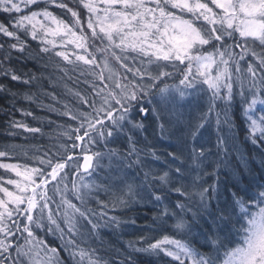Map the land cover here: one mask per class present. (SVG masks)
Segmentation results:
<instances>
[{
	"label": "trees",
	"instance_id": "16d2710c",
	"mask_svg": "<svg viewBox=\"0 0 264 264\" xmlns=\"http://www.w3.org/2000/svg\"><path fill=\"white\" fill-rule=\"evenodd\" d=\"M57 3H66L68 7L78 12L84 34L89 36L88 47L104 48L102 38L91 37V30L87 28L89 13L80 1L57 0ZM21 8L22 11L15 14L0 12V23L7 24L9 30H15L20 37L17 41L0 33V45H3L0 49V151L7 153V156L0 157V163L45 167L39 163L41 159L63 162L72 155L73 160L67 162L64 170V173H67L66 179L59 184L61 192H54L53 186L56 182L48 185V194L52 197L50 207L54 214L63 213L65 210L62 204L63 197L87 212L91 224L88 219L77 216L83 233L81 239L85 241L80 246L95 250V256L102 261V264H179L162 252L153 254L137 251V249H146L150 243L162 239L165 235L188 243L205 258L215 257L212 246L206 242L209 236H219L228 247L234 246L239 240V236L235 233L239 225L234 221V215L236 213L239 216V211L236 212L238 207L235 206L234 199L242 197L247 203L249 197L245 195L244 190L252 194L259 190L258 185H264V160L262 163L254 160L255 153L264 154V141L252 142L244 112L247 105L243 103L240 94L242 89L237 80V77H240L243 81L244 95L250 99L251 95L247 89L251 77L244 64L252 63L256 66L259 77L264 72V69L258 67L259 61L251 59L247 54L245 60L239 61L241 67L239 73L235 72V65H231L233 81H235L234 99L230 105L221 100L215 102L216 107L211 112L212 116L215 115L213 117L215 130L200 129L192 143L188 139L191 132L187 127L191 126L193 121L203 122L202 117L208 114L211 92L207 89V85L202 86L205 95L207 94L205 102L201 101L204 94L198 92L200 94L195 95V100H191L193 106H190L192 111L190 115L183 117L177 114V117L183 118L179 125L169 114L158 124L152 122L149 116L142 118L140 106L144 105V99L154 93L153 90H149L147 94L141 93L139 103L133 102L135 107L129 115V121L124 123L123 130H114L113 136L108 137L106 142H100L96 147L88 150L107 152L112 149L116 154L111 165L108 163L91 175L84 174V177L89 178L90 184L96 187L82 202L77 199V193L73 190V182L79 179L76 172L83 153L82 149L72 147L74 143L78 145L73 129L79 127L80 121L71 119L66 113L78 116L80 112H91L92 108L84 104L81 98L87 99L89 103L95 101L96 106L99 107L101 101L96 92L104 88L106 95L109 88H105L104 81L98 78L99 72L96 66L75 61L72 53L75 51L85 54L82 50L75 49L71 44L66 48L61 47V38L49 36L48 39H54L57 43V47L53 48L51 45L42 44L39 38L33 40L23 29L11 27V21L18 19L19 16L30 14L32 11H42L45 8L58 19L75 26L74 18L67 9L55 7L46 0H41L38 4L27 8L22 5ZM45 23L52 27L50 22L45 21ZM76 30L79 32L80 29L76 28ZM236 42L241 43L243 47L238 35ZM13 43L17 44L16 49L10 47ZM227 44L232 45L233 41L227 40ZM21 46L24 47L23 52L19 51ZM251 46L249 43L248 47ZM44 47L49 51H41ZM255 47L260 55H264V47L258 43ZM233 50L237 54L241 52V48ZM58 51H67L74 62L68 63L56 56L55 53ZM236 59L238 60L239 57L237 56ZM117 69L122 80H127L128 83L132 80L136 83L134 79L130 81L128 78L125 79L124 69L121 67ZM12 75L20 79L13 80ZM176 78L177 74L173 79ZM260 107L257 105L258 109ZM145 113L147 114V110ZM18 124L39 131H28L26 128L17 127ZM106 124L111 127L109 122ZM223 128L228 129V132L226 133ZM124 129L129 132L128 135ZM79 134L82 135L83 130ZM69 135L72 139H69ZM203 141H206V144H203ZM207 143H213L212 147ZM85 144L87 140L83 146ZM133 145L137 151L130 154ZM190 145L193 149L199 146L198 150L203 149L204 156L207 155L205 158H208V161L200 163L199 168L191 162V150L188 151ZM165 161L172 162L174 166L173 170L168 171L171 184H162L160 181V177L165 173ZM225 161L233 165L235 173L225 169ZM178 167L182 169V176H178L175 172ZM80 172L82 173L81 170ZM6 176L0 169V177H2L0 183H3ZM128 185L133 186L131 195L128 194ZM176 188H181L185 194L176 192ZM205 188L208 192L204 194L203 202L205 205H211V212L202 210L205 219L199 221L194 215L201 210V205L195 204L194 197ZM233 193H236V197ZM156 195L161 197L160 201L154 199ZM178 204L184 205V208L177 207ZM221 212L229 213L227 223L219 220ZM177 215L183 216L188 225V229L184 232H178L175 228ZM112 218H115V222H112ZM212 218L216 219L215 224L211 222ZM14 219L20 224L21 231L16 232L13 227L16 236L9 239L20 245L27 236L22 231L26 220L23 216ZM44 223L47 224L46 219ZM92 224L96 227L93 228ZM33 232L36 238L46 240L51 246L60 248V240L54 235L47 234L46 230L33 226ZM12 249L0 257V259L11 257L4 259L6 264H13L15 260ZM223 253L224 249L221 248V257ZM59 257L63 264H73L68 253L62 249L59 250ZM218 263L219 261L216 262ZM185 264L190 262L185 260Z\"/></svg>",
	"mask_w": 264,
	"mask_h": 264
},
{
	"label": "snow or ice",
	"instance_id": "6c2138e0",
	"mask_svg": "<svg viewBox=\"0 0 264 264\" xmlns=\"http://www.w3.org/2000/svg\"><path fill=\"white\" fill-rule=\"evenodd\" d=\"M39 2L41 0H0V12L20 13L21 5L27 8ZM46 2L55 7L67 9L74 18L75 26L58 19L45 8L42 11H32L28 15L19 16L18 19L11 21V27L23 29L33 40L39 38L42 44L51 45L53 48L57 47V43L48 37H59L62 40L61 47L66 48L68 44H71L75 49L85 53L79 54L74 51L72 55L75 56V61L83 62L85 65H96L95 56L88 50L89 36L84 34L78 12L68 7L66 3H57V0H46ZM80 3L89 13L87 28L91 30L92 38L106 39L112 49H119L121 54L135 53L137 56L146 58L149 65L155 64L160 67L161 61H178L185 65L179 85L175 87L167 84L159 87L156 83V81L164 83L163 78L171 76L172 73L161 70L156 75H152L150 72L136 69L133 73L135 76L143 80L147 75L152 81L144 86L131 81L127 84L122 83L117 74L111 72L107 59H105L104 68L110 72L107 79L113 80L114 89L119 91L110 90L105 95V89L100 88L96 92L101 101L99 107L96 106L95 101L89 103L87 99L81 98L84 104L92 108V111L80 112L78 116L66 113L71 119L80 121L79 127L73 129V132L76 133L75 141L81 144L74 143L72 147H81L84 152L83 163L78 166L76 172L81 181L84 180V174L91 175L92 172L102 168L104 166L102 161L105 157L111 165L112 157L116 154L112 149L107 152H90L83 148V143L86 140L90 145L106 142L108 137L113 136L114 130L122 131L124 123L129 121V115L135 107L133 102L139 103L141 93L147 94L153 88L157 90L158 107L154 111H157L160 118H163V115L168 112L169 105L181 104L186 96L202 91L200 85H207L211 96L209 97L208 114L202 117V120L206 122L207 116L216 107L217 100L230 105L234 99L235 81H233L231 65H235V72H241L239 61L245 60V56L250 54L259 61L258 67L264 69V56L258 57L247 47L248 40L258 41L260 46L264 47V0H80ZM45 21L55 27H50ZM76 28L80 29L79 32ZM0 33L17 41L20 40L17 32L10 31L5 23H0ZM237 35L244 42L243 47L241 43L236 42ZM227 40H232L233 44L228 45ZM10 47L16 49L17 44L13 43ZM2 48L3 45H0V49ZM234 48H241V52L235 53ZM19 51L23 52L24 47L21 46ZM41 51L47 52L49 49L44 47ZM111 54L117 62L121 63L122 67H127L123 63V60L128 58L127 56L118 55L115 51ZM55 55L68 63L74 62L67 51H58ZM246 70L251 77V83L247 89L251 95L250 99L244 95L243 81L240 77H237V80L242 89L240 94L243 97V103L247 105L244 112L252 142L257 143L258 140L264 141V72L258 77L257 67L252 63H247ZM128 71L132 72L133 69L128 68ZM113 77L116 78L113 79ZM11 78L20 79L16 75H12ZM98 78L102 82L105 80L103 71L98 74ZM107 87L105 85V88ZM257 105L261 107L258 109ZM140 111L146 112V109L140 108ZM257 112H259L258 115ZM106 122H109L111 127H108ZM16 126L26 128L23 124ZM203 126L204 124L201 123L198 128ZM26 130L39 131V129L27 128ZM81 130H83L82 135L79 134ZM195 134L194 132L193 135ZM69 139H72L71 135ZM129 139L131 140V137ZM136 151L133 145L130 154ZM5 156L7 153L0 151V157ZM203 156V149L199 152L193 149L192 161L197 168L200 167V158ZM71 160H73L72 155H69L63 162L41 159L39 163L45 167L0 163V169L14 173L17 177V179H7L0 183V193L3 194L0 196V236L3 237L0 238V257L13 248L12 240L9 238H14L16 232L21 231L20 224L14 217L23 216L26 223L22 231L27 236L23 245L16 246L17 259L13 261V264H63L59 257L60 249L68 253L73 264H85V262L86 264H102V261L95 256V250L80 246L85 241L81 239L83 233L77 216L88 219L91 224L92 221L88 218L87 212L63 197L62 204L65 206L63 213L54 214L50 207L52 197L48 194V185L56 182L53 190L56 193L61 192L59 184L66 179L67 173H64V170L67 162ZM175 172L178 176L183 175L179 167L175 169ZM160 181L162 184H171L168 173H164ZM5 184L13 186V190ZM94 187L96 186L90 183H81L77 186L73 182V190L77 193V199L82 202ZM257 188L259 190L252 194L244 190L245 195L249 197L247 203L242 197L234 199V204L239 209L237 217L239 227L236 229L239 240L234 246L228 247L219 236L206 238V242L214 250V258H205L188 243L167 235L150 243L146 249H137V251L153 254L162 252L178 261L179 264H185V260L190 264H216L217 261L219 264H264V185H258ZM82 189L88 191L84 192ZM175 191L181 195L185 194L181 188H176ZM206 192H208L207 188L199 193L201 201ZM132 193L133 186L128 185V194ZM149 195L153 194L149 193ZM233 196L236 197V193H233ZM154 199L160 201L161 197L156 195ZM177 207L183 209L184 205L178 204ZM45 219L47 224L44 223ZM176 219V230L186 231L188 225L183 216L177 215ZM112 222H115V218H112ZM33 226L46 230L47 234L59 239L60 248L51 246L46 240L36 238ZM13 227L16 232L13 231ZM92 227L95 228L96 225L92 224ZM221 248L224 249L223 257L220 256ZM10 258L9 256L4 259ZM4 259H0V264H4Z\"/></svg>",
	"mask_w": 264,
	"mask_h": 264
},
{
	"label": "rangeland",
	"instance_id": "374dc122",
	"mask_svg": "<svg viewBox=\"0 0 264 264\" xmlns=\"http://www.w3.org/2000/svg\"><path fill=\"white\" fill-rule=\"evenodd\" d=\"M80 1V0H78ZM83 6V5H82ZM101 7H104L103 5H100ZM22 7V5H21ZM87 11V9H86ZM24 15H28V14H24ZM52 27H55L54 25H52ZM98 31V30H97ZM104 41V48L103 49H100V47H97V46H89L88 49L90 51V53L95 56L96 58V66L97 69H98V72L101 73V71H103V75L105 77V80H104V83L106 85H108L111 89L110 90H115V91H119L118 89H114V83H113V80H109L107 79V77H109L110 75V72L104 68V61L105 59H107V62H108V65H109V68L111 69V72L112 73H116L117 76L120 78L121 82L122 83H125L127 84L128 81H124L121 79V74L119 73L117 67H121L122 69H124V72H125V77L129 79V81L131 79H134L135 82L137 84H141V85H148L150 83H152V81L148 78V76L146 75L143 80H141V78L139 76H135L133 73L136 69H140L142 72H150L152 75H156L159 71H166V72H169V73H172L171 76L167 77V78H163L164 79V83H160V81H156V83L159 85V87H164L165 84L169 85V86H177L179 85V80L182 78V72L184 71L185 69V65H182L180 64L178 61L176 62H164V61H161L160 62V67H157V65L155 64H152V65H149L146 61V58L144 57H141V56H137L135 53H123L121 54L120 53V50L119 49H112L109 44H108V41L106 39H102ZM244 42H242L243 44ZM249 43L252 45L251 48L248 47ZM257 43L259 44L258 41L256 42H253L252 40H248L247 41V47L251 50V51H254L256 53V55L259 57V56H264V55H260L259 51L256 49L255 45H257ZM100 49V50H99ZM107 49V50H105ZM102 50H105V51H102ZM112 51H115L118 55H124V56H127L128 58L123 60V63L127 65V67H122L121 66V63L120 62H117L113 57H112ZM251 59H254L256 60V57H253L251 56L250 54H248ZM110 57V58H109ZM242 62V61H241ZM246 63V62H245ZM245 67L247 68V64H244ZM128 68H131L133 69L132 72L128 71ZM177 74V78L176 79H173L174 78V75ZM116 77H113V79H115ZM132 82V80H131ZM205 87L206 85H200L201 89H203V87ZM152 90V89H151ZM191 91V90H190ZM203 96H202V99L201 101H204L205 102V99L207 98V94L205 95V92L202 90V91H199ZM198 92H193L191 95H188L186 96L185 100L179 104V105H169L168 106V112L165 113L163 115V118H160V116L158 115V112L157 111H154V109H156L158 107V96L156 95V91L153 95H150L149 97L146 98V100L144 99V105H141L140 108H144L147 110V114H143L140 109V113H141V117L145 116V117H150V119H152V122L154 123H157L163 120H165V118L168 116V114L170 116H173L174 118V121L177 125H179L181 122H182V117H177V114H179V116H186V115H190V113L192 112L190 110V106H193V103L191 100H195V95L197 94ZM200 93H198L197 95H199ZM151 101V103H150ZM195 104V103H194ZM199 115V114H198ZM212 117V118H211ZM213 117L212 114L210 115V118L207 119V121H203V122H200V121H193L192 122V125L191 126H188L187 128H189V131L191 133H189V136H188V139L189 141H193L194 139V136L198 133V131L200 129L202 130H206L208 128V130H215V124L213 125ZM215 119V118H214ZM185 120V119H184ZM201 123L204 124V126L202 128H198V125H200ZM193 127V128H192ZM129 129L131 130V128L129 127ZM192 129V130H191ZM223 130L227 133L228 132V129H224ZM124 132L127 134L129 133L127 130L124 129ZM196 133L195 135H193V133ZM128 135V134H127ZM162 137V136H161ZM203 144H206V141H203ZM208 144V143H207ZM98 145L95 144V145H90V144H85L83 146V148L85 150H89L90 148L92 149L93 147H96ZM236 146V145H235ZM198 147L199 146H195V150L196 152H198ZM200 148V147H199ZM191 150V155L193 154V148H192V145H190V147L188 148V151ZM84 154V152L82 153ZM207 157V155L204 156V158H200V163H205L206 161H208V158H205ZM113 159V157H112ZM224 159H225V155H224ZM254 160L257 162V163H262L263 160H264V154H259L258 152L255 153V156H254ZM191 162L193 163V161L191 160ZM244 161H242L243 163ZM103 165L105 166L106 164L109 163V160L107 157H105V159L102 161ZM165 164H166V169H165V173H168V171L170 170H173V165H172V162H169V161H165ZM233 165L230 163V162H227L225 161L224 163V167L225 169L228 171V172H231V173H235V170L233 169L232 167ZM2 171L4 172V175H7L6 178L3 180L6 181L7 179H17V177L14 175V173H11V172H7L6 170L2 169ZM6 173V174H5ZM9 175V177H8ZM199 176V175H198ZM236 179V178H234ZM75 183L77 184V186H79L81 183H90L89 182V178L88 177H84V180L81 181L80 179L76 180ZM208 184V182H207ZM206 184V186H207ZM6 187H8L10 190H13V186L11 185H7L5 184ZM82 191L84 192H87L88 190L86 189H82ZM3 194L0 193V196H2ZM88 196L86 195L84 199H86ZM194 202L195 204H200L201 205V210L198 211L197 215H194V217L197 219V220H201V219H205L203 217V213L204 211L202 210H206V212L210 211L211 212V205H208L201 201V196L198 194V196H196L195 194V197H194ZM196 204V205H197ZM255 210V209H253ZM239 210L236 208V212H238ZM229 213L228 212H221L220 213V217H219V220L223 223H227L229 221L228 219V215ZM235 219L234 221L237 222V214L235 213L234 215ZM216 221L215 218H212L211 219V222L214 223ZM219 221V222H220ZM215 224V223H214ZM237 233V232H235ZM0 238H3L2 236H0ZM13 249H12V255L13 257H15V260L17 259V255H16V251H15V248L17 246V244L13 241ZM24 244V241L23 243H21L20 245H23ZM219 264V263H218Z\"/></svg>",
	"mask_w": 264,
	"mask_h": 264
},
{
	"label": "bare ground",
	"instance_id": "6f19581e",
	"mask_svg": "<svg viewBox=\"0 0 264 264\" xmlns=\"http://www.w3.org/2000/svg\"><path fill=\"white\" fill-rule=\"evenodd\" d=\"M124 81L127 82V80H124ZM105 85H106V84H105ZM107 86H108V85H107ZM108 88H109V91H110L111 88H110L109 86H108ZM152 90H153V91H152L153 93H155V91H157L155 88H153ZM212 144H213V143H208V145H209L210 147H212ZM213 147H215V146H213ZM215 153L217 154V150H216ZM62 226H63V225H62ZM194 226H195V225H194ZM196 228H197V227H196ZM87 237L89 238V236H87ZM4 264H6V263L4 262Z\"/></svg>",
	"mask_w": 264,
	"mask_h": 264
},
{
	"label": "water",
	"instance_id": "95a60500",
	"mask_svg": "<svg viewBox=\"0 0 264 264\" xmlns=\"http://www.w3.org/2000/svg\"><path fill=\"white\" fill-rule=\"evenodd\" d=\"M143 114H145V112H143ZM79 142V141H78ZM79 144H81V142H79ZM83 163V160H82V162H81V164ZM81 170H82V168H81ZM83 171V170H82Z\"/></svg>",
	"mask_w": 264,
	"mask_h": 264
},
{
	"label": "flooded vegetation",
	"instance_id": "af4514ba",
	"mask_svg": "<svg viewBox=\"0 0 264 264\" xmlns=\"http://www.w3.org/2000/svg\"><path fill=\"white\" fill-rule=\"evenodd\" d=\"M143 117H145V116H143ZM143 117H142V118H143Z\"/></svg>",
	"mask_w": 264,
	"mask_h": 264
}]
</instances>
